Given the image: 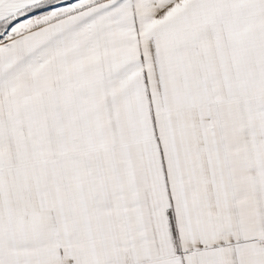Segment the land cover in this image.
Returning a JSON list of instances; mask_svg holds the SVG:
<instances>
[{
  "label": "snow or ice",
  "instance_id": "1",
  "mask_svg": "<svg viewBox=\"0 0 264 264\" xmlns=\"http://www.w3.org/2000/svg\"><path fill=\"white\" fill-rule=\"evenodd\" d=\"M0 264H264V0H0Z\"/></svg>",
  "mask_w": 264,
  "mask_h": 264
}]
</instances>
